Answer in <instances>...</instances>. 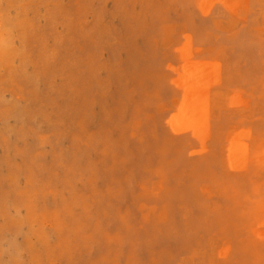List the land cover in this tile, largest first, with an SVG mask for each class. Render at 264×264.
<instances>
[{"label":"rangeland","instance_id":"374dc122","mask_svg":"<svg viewBox=\"0 0 264 264\" xmlns=\"http://www.w3.org/2000/svg\"><path fill=\"white\" fill-rule=\"evenodd\" d=\"M0 264H264V0H0Z\"/></svg>","mask_w":264,"mask_h":264}]
</instances>
